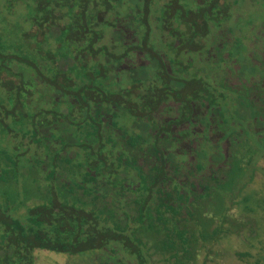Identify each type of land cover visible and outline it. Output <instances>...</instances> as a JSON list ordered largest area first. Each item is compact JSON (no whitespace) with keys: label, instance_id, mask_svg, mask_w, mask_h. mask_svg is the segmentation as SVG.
Listing matches in <instances>:
<instances>
[{"label":"trees","instance_id":"1","mask_svg":"<svg viewBox=\"0 0 264 264\" xmlns=\"http://www.w3.org/2000/svg\"><path fill=\"white\" fill-rule=\"evenodd\" d=\"M0 1V264H264V5Z\"/></svg>","mask_w":264,"mask_h":264},{"label":"rangeland","instance_id":"2","mask_svg":"<svg viewBox=\"0 0 264 264\" xmlns=\"http://www.w3.org/2000/svg\"><path fill=\"white\" fill-rule=\"evenodd\" d=\"M6 3L7 0H4ZM245 5L248 7H252L257 5L258 6H263L264 5V0H246L244 1ZM2 1H0V6ZM8 4V3H7ZM255 7V8H256ZM254 8V9H255ZM253 9V10H254ZM256 17L261 19L264 16V11L261 9H255L253 12ZM1 15V14H0ZM0 202L3 203L5 202L4 198H0ZM224 238L223 243L219 244L220 248L226 247L228 239ZM244 249L240 248V251H243ZM260 252V248H257L253 251L254 254H258ZM230 253V254H229ZM233 252L231 250L228 251L227 257H226V263L225 264H248L246 261L240 260L235 254H232ZM91 252H85V253H79L77 255H70L67 253H61V252H55L47 249H36L35 250V264H95L93 262V259L91 257ZM258 257V256H257ZM71 258H80L76 261H70ZM256 261V259L253 257L251 258L250 263H253Z\"/></svg>","mask_w":264,"mask_h":264}]
</instances>
